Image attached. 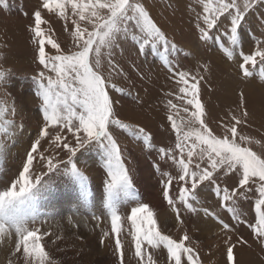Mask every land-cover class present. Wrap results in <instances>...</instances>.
Instances as JSON below:
<instances>
[{
    "label": "snow or ice",
    "instance_id": "obj_1",
    "mask_svg": "<svg viewBox=\"0 0 264 264\" xmlns=\"http://www.w3.org/2000/svg\"><path fill=\"white\" fill-rule=\"evenodd\" d=\"M256 2L195 0L202 8L196 12L195 28L201 41L214 39L227 59H239L238 69L244 79L253 78L259 65L258 77L264 83V40L255 39L256 47L250 53L243 51L241 41L243 24ZM43 13L63 22L71 47H62ZM32 16L33 23L28 26L30 43L35 46L34 60L41 67L33 78L34 94L40 101L43 125L15 178L7 184L0 180L4 184L0 188V244L5 240L12 243L6 264H59L47 250L45 237L52 234L36 226L47 214L41 211L42 201L46 192L54 191L51 181L55 174L67 178L76 194L77 208L91 205L107 215L110 232L103 235L114 237L120 264H124L125 256L120 238L125 219L130 223L137 264H156L150 250L159 249L166 250L167 264H202L199 249L186 230L178 239L165 234L152 208L137 200L124 153L113 134V129H120L142 139L148 149L153 147L151 134L138 124L125 122L111 94L123 91L113 82L115 76L127 75L115 53L128 43L138 55L146 56L149 51L159 54L162 49L161 60L175 85L174 92L165 94L171 97L166 100L167 120L175 133V144L157 151L161 159L172 162L176 175L154 165L163 178L162 195L175 213V220L183 224V208L197 215L202 212L215 221L220 229L223 264H240V251L252 246L238 231L239 225H246L264 250V151L254 150L252 145L260 141L244 133L250 118L245 92H238L235 107L220 116L213 129L201 99L205 76L180 69L169 59V52H175L177 46L142 0H40ZM200 67L208 71L206 64ZM6 77L7 70L0 68V83ZM6 97L7 93L0 96V161L6 157V138L17 127L14 118H8L14 117L15 106H9ZM93 149L104 173L98 204L89 176L78 166L80 155ZM34 162L40 164L38 173ZM222 176L234 177L233 186H221ZM174 181L178 186L175 195ZM207 188L212 189L218 207L230 214L228 220L208 207L195 206ZM249 196L255 197L250 219L243 217L238 207L239 201ZM124 206L129 207L126 217L121 215Z\"/></svg>",
    "mask_w": 264,
    "mask_h": 264
},
{
    "label": "rangeland",
    "instance_id": "obj_2",
    "mask_svg": "<svg viewBox=\"0 0 264 264\" xmlns=\"http://www.w3.org/2000/svg\"><path fill=\"white\" fill-rule=\"evenodd\" d=\"M142 2L170 41L177 46L175 52H169V59L180 69L200 72L205 76L201 99L209 114L210 126L217 128V119L230 107H235L237 94L243 90L248 98L250 111L244 133L260 141L259 145H252L254 150L264 151L261 147L264 145V83H261L258 77L260 66L254 70L256 75L246 80L240 75L239 59H227L214 39L207 42L199 39L195 22L196 12H201L202 8L195 0ZM39 3L40 0H4L0 3V68L7 70L6 80L0 83V96L7 93L8 105L14 104V117L8 118H14L17 126L14 134L6 138V157L0 161V180L4 184L18 174L31 142L43 125L40 101L34 94L33 83V78L41 67L34 60L35 46L30 43L31 34L28 31V26L33 23L32 14L39 7ZM193 8L195 12L192 11ZM43 15L50 19V25L62 47H71V37L64 31L63 22L58 18H50L47 13ZM255 39L264 40V3L259 0L248 13L241 30L245 53L254 50ZM162 53L161 49L159 54L149 51L146 56L138 55L130 43L125 44L123 49H117L115 59L127 75L113 78V82L123 91L111 93L125 122L144 127L152 136L153 147L148 149L142 139L130 137L120 129H113V134L124 153L137 200L152 208L162 231L178 239L186 230L194 246L199 249L202 264H223L222 241L218 235L220 229L215 221L204 216L202 212L197 215L181 208L183 224L180 225L162 195L163 178L154 165L159 164L161 171L173 175L177 172L172 162L161 159L157 151L161 147L173 148L175 144V133L167 120L166 100L171 97L165 95L170 91L174 92L175 85L170 79L171 74L163 65ZM205 64L208 66L207 72L200 67ZM182 115L184 114L181 113ZM78 166L89 176L90 189L98 204L104 173L100 168L97 151L93 149L80 155ZM34 171H41L38 162H34ZM220 183L221 186L227 184L231 187L235 178L222 176ZM4 184H0V188ZM51 184L54 191L46 192L42 201L41 211L47 214L42 216L36 226L52 234L51 237H45L47 250L59 264H120L115 253L114 237L103 235L105 231L110 232L107 215L91 205L77 208L76 194L62 174L53 175ZM177 191L178 186L174 181L172 194L175 195ZM254 199L255 197L249 196L239 201L238 207L243 217L250 219L254 214ZM200 201L196 207H208L225 220L229 219L230 214L218 207V201L211 188L201 192ZM127 214L129 207H122L121 215L126 217ZM122 228L120 238L124 244V264H137L134 244L129 235L130 223L126 219ZM238 231L248 238L252 245L240 251V264H264V250L250 236L246 225H239ZM102 239L104 243H101ZM11 247L12 243L8 240L0 244V264H6ZM150 251L156 264H167L166 250Z\"/></svg>",
    "mask_w": 264,
    "mask_h": 264
},
{
    "label": "bare ground",
    "instance_id": "obj_3",
    "mask_svg": "<svg viewBox=\"0 0 264 264\" xmlns=\"http://www.w3.org/2000/svg\"><path fill=\"white\" fill-rule=\"evenodd\" d=\"M158 18H159V16H158ZM166 20H167V19H166ZM166 20H165V21H166ZM165 21H164V23H165ZM134 172H135V171H134ZM75 213H77V212L75 211Z\"/></svg>",
    "mask_w": 264,
    "mask_h": 264
}]
</instances>
